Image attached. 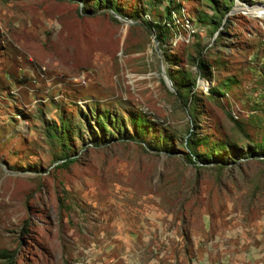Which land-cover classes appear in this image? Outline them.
Listing matches in <instances>:
<instances>
[{"label": "rangeland", "instance_id": "374dc122", "mask_svg": "<svg viewBox=\"0 0 264 264\" xmlns=\"http://www.w3.org/2000/svg\"><path fill=\"white\" fill-rule=\"evenodd\" d=\"M238 5L264 0H0V264H264V11Z\"/></svg>", "mask_w": 264, "mask_h": 264}, {"label": "trees", "instance_id": "16d2710c", "mask_svg": "<svg viewBox=\"0 0 264 264\" xmlns=\"http://www.w3.org/2000/svg\"><path fill=\"white\" fill-rule=\"evenodd\" d=\"M169 2H172V0H169ZM94 12L95 11H90L91 14ZM169 12H170V10L168 9V11H167L168 16L170 15ZM152 28L156 33V35H155L156 40L158 42H163L164 35L168 30L167 23L166 22H163V23L157 22V23H154L152 25ZM177 92L181 96V91L178 90ZM181 100L186 104L187 102H192V97H191V95L190 96L182 95ZM186 139L191 140V132L188 133ZM195 156L198 157V159H200L202 162H205V163H208L211 160V156H208V155H205L203 157L199 154H195ZM64 159H65L64 165H68L75 160L74 158H70V157H65ZM13 257H14L13 254L9 251H1L0 252V258L4 259L6 261H12Z\"/></svg>", "mask_w": 264, "mask_h": 264}, {"label": "bare ground", "instance_id": "6f19581e", "mask_svg": "<svg viewBox=\"0 0 264 264\" xmlns=\"http://www.w3.org/2000/svg\"><path fill=\"white\" fill-rule=\"evenodd\" d=\"M235 11H242L243 13H248L253 16H258L262 11H264V6L261 5H255L254 7L252 6L251 8H241L239 5L235 8Z\"/></svg>", "mask_w": 264, "mask_h": 264}, {"label": "water", "instance_id": "95a60500", "mask_svg": "<svg viewBox=\"0 0 264 264\" xmlns=\"http://www.w3.org/2000/svg\"><path fill=\"white\" fill-rule=\"evenodd\" d=\"M163 78L166 80V82L168 83V85L171 86V82L168 80L167 76L165 75L164 71H161Z\"/></svg>", "mask_w": 264, "mask_h": 264}]
</instances>
